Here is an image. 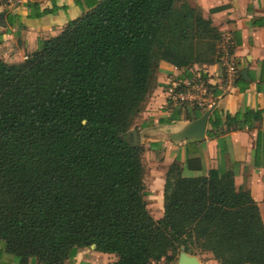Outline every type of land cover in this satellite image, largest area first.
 <instances>
[{"label": "trees", "instance_id": "obj_1", "mask_svg": "<svg viewBox=\"0 0 264 264\" xmlns=\"http://www.w3.org/2000/svg\"><path fill=\"white\" fill-rule=\"evenodd\" d=\"M221 40L185 0H99L24 60L0 59V252L17 264H65L94 244L113 264H175L183 247L219 264H264L259 207L233 171L184 176L191 165L176 157L155 219L143 146L127 138L159 63L190 74L220 61ZM226 116L225 130L242 129L260 112Z\"/></svg>", "mask_w": 264, "mask_h": 264}, {"label": "crops", "instance_id": "obj_2", "mask_svg": "<svg viewBox=\"0 0 264 264\" xmlns=\"http://www.w3.org/2000/svg\"><path fill=\"white\" fill-rule=\"evenodd\" d=\"M17 1L13 9H0L6 22V26H0V59L7 63L24 60L37 49L39 39L57 35L70 20L90 10L99 0H78L77 3L76 0ZM26 1L35 2L37 8L26 7ZM185 1L199 7L203 16L210 18L221 32V56L224 53L232 56L237 74L232 79L224 71L221 60L211 65H194L190 74L166 62L159 63L153 85L132 127L144 149L142 161L146 154L165 166L159 167L157 163V167L149 171L143 162L144 183L149 192L145 197L147 208L155 219L162 217L165 174L177 157L180 165L187 166V161L191 165L190 169L184 168V176L208 175L216 168L233 171L235 188L249 190L264 225V0ZM46 9L53 11L36 17L37 12ZM243 71L246 72L244 75ZM193 79L206 83L209 89L202 105L172 98L168 92L172 82ZM211 107L204 138H171ZM245 109L259 111L260 119L251 121V127L225 130L226 115ZM171 114L175 118L167 123ZM215 121L220 124L216 134L210 136ZM197 258L199 264H219L209 252L204 253L203 258ZM116 260L115 254L96 251L94 245L77 249L65 264H113ZM0 264L17 262L0 252Z\"/></svg>", "mask_w": 264, "mask_h": 264}, {"label": "built area", "instance_id": "obj_3", "mask_svg": "<svg viewBox=\"0 0 264 264\" xmlns=\"http://www.w3.org/2000/svg\"><path fill=\"white\" fill-rule=\"evenodd\" d=\"M220 60L224 67V71L233 79L237 74V65L235 60L228 53H224ZM181 87V89H180ZM208 87L199 80H191L186 82H172L169 85L168 92L176 101L191 102L202 105L204 96L208 93Z\"/></svg>", "mask_w": 264, "mask_h": 264}, {"label": "water", "instance_id": "obj_4", "mask_svg": "<svg viewBox=\"0 0 264 264\" xmlns=\"http://www.w3.org/2000/svg\"><path fill=\"white\" fill-rule=\"evenodd\" d=\"M5 16L0 14V26H6ZM246 72L243 71L242 75ZM213 107L207 109L201 116L197 117L195 120L191 121L185 128L178 134L172 135V139H181L187 137H195V138H204L207 130V124L209 115L212 111ZM85 122V121H83ZM131 136L132 144L138 143V135L136 129H130L127 132V138L129 139ZM94 247V244L91 245ZM177 264H199V260L196 256L185 253L183 247H181V251L178 257Z\"/></svg>", "mask_w": 264, "mask_h": 264}, {"label": "rangeland", "instance_id": "obj_5", "mask_svg": "<svg viewBox=\"0 0 264 264\" xmlns=\"http://www.w3.org/2000/svg\"><path fill=\"white\" fill-rule=\"evenodd\" d=\"M17 4H18L17 0H0V9H3V10L13 9ZM180 89H181V87H180ZM155 159L150 158V157L146 156V154H144L143 162L145 164V167H147V169L149 171L150 170L153 171V169H155L157 167V163H158L159 167L165 168V166L162 165V163H160L159 161H157ZM191 251H193V252H191ZM191 251H185V253L196 256V257H200V258H203L204 253H206V252L199 251L197 249L191 250ZM179 254H180V252H179ZM179 254H178V256H179ZM161 264H169V261H166L165 259H163Z\"/></svg>", "mask_w": 264, "mask_h": 264}]
</instances>
